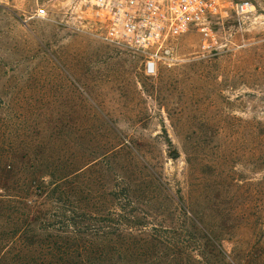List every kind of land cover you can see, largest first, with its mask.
Listing matches in <instances>:
<instances>
[{"label": "rangeland", "instance_id": "1", "mask_svg": "<svg viewBox=\"0 0 264 264\" xmlns=\"http://www.w3.org/2000/svg\"><path fill=\"white\" fill-rule=\"evenodd\" d=\"M77 1L0 7V195L6 186L48 184L73 163L80 179L53 205L79 207L87 219L138 209L147 223L169 225L179 212L166 189L225 194L240 218L222 235L226 250L264 264V7L214 25L211 50L190 29L148 76L141 53L74 24ZM41 6L47 19L34 17ZM4 125L22 132L8 141Z\"/></svg>", "mask_w": 264, "mask_h": 264}, {"label": "trees", "instance_id": "2", "mask_svg": "<svg viewBox=\"0 0 264 264\" xmlns=\"http://www.w3.org/2000/svg\"><path fill=\"white\" fill-rule=\"evenodd\" d=\"M3 128L8 141L22 132ZM260 130L259 157L264 165L263 124ZM8 168L12 170V165ZM56 169L48 184L33 180L23 188H4L0 264H243L238 253L226 250L228 240L222 237L240 220L233 216L232 200L225 194L203 190L204 197L193 198L185 197L181 189L176 195L166 189L179 212L169 225L147 223L138 209L127 213L116 208L107 215L95 211L87 219L79 207L68 208L59 201L53 205L54 196H64L82 169L76 163Z\"/></svg>", "mask_w": 264, "mask_h": 264}, {"label": "built area", "instance_id": "3", "mask_svg": "<svg viewBox=\"0 0 264 264\" xmlns=\"http://www.w3.org/2000/svg\"><path fill=\"white\" fill-rule=\"evenodd\" d=\"M12 0H0V7ZM264 7V0H78L71 17L79 28L96 27L103 41L125 46L144 56L145 74L154 75L161 63L170 62L169 43L196 28L203 48L218 45L214 25L229 19L250 18ZM34 17L47 19L44 6Z\"/></svg>", "mask_w": 264, "mask_h": 264}]
</instances>
